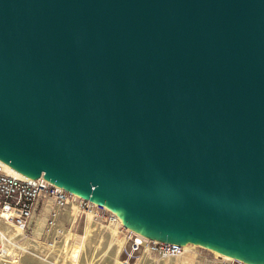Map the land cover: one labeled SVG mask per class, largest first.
<instances>
[{"label":"water","instance_id":"1","mask_svg":"<svg viewBox=\"0 0 264 264\" xmlns=\"http://www.w3.org/2000/svg\"><path fill=\"white\" fill-rule=\"evenodd\" d=\"M0 159L264 261V0H0Z\"/></svg>","mask_w":264,"mask_h":264},{"label":"bare ground","instance_id":"2","mask_svg":"<svg viewBox=\"0 0 264 264\" xmlns=\"http://www.w3.org/2000/svg\"><path fill=\"white\" fill-rule=\"evenodd\" d=\"M5 165L8 171L20 178H32L28 173H25L21 170H16L9 166V164ZM66 188L69 192L73 193L75 197L73 200H67L64 206L58 210L61 211V220L70 222L72 227L66 228L64 223L60 224L61 220L58 223L56 222L59 216V211L57 210L51 222L53 228V233L51 236L49 235L51 240L47 242L37 241L36 243H31L29 239H26L24 243L25 247H23L16 246L14 240L23 237L26 238V236H24L23 233L20 230L18 231V229L15 227L2 225L0 229V240L2 241V249L0 250V264L3 262H8L10 264H20L24 262V260L47 262V258L49 257L53 258L56 263L58 262L57 264H99L104 255L106 253L108 254V252L112 250L113 247L116 246V250L120 253V255L123 249L126 247L128 242L127 238L124 239L123 237L124 231L121 229V225L127 227V229L133 232H136L140 238L167 242L176 241L182 245V251L180 253L176 255L160 256L161 258L153 257V252L147 247L144 248L143 250L145 251L146 258L152 260L155 264H200L201 261L198 260V245H205V247L211 252L215 253L217 257H222L224 259H234L246 264H264V261L258 260L254 257L241 255L237 252L220 248L210 243H203L190 238L180 239L173 235L164 234L150 226L134 220L133 218L129 217L122 209L115 208L109 205L107 202H100L97 198H93L92 202L95 204L101 203L104 208L110 211L115 217L112 219L110 215L107 218V220L109 219L110 221L106 220L108 223H105L95 219L93 211L88 210L86 212L87 214L85 217L86 222L84 229L80 237H78V235L73 231L76 216H71L70 212L72 210V206L77 204L78 198L85 197L86 195L77 189L71 187ZM36 219L37 216L32 217L34 226ZM43 226L44 225L40 220L38 223L39 229ZM39 229H37L38 234L40 232ZM28 248L34 250L35 254L29 252ZM76 253L78 254L76 255Z\"/></svg>","mask_w":264,"mask_h":264},{"label":"built area","instance_id":"3","mask_svg":"<svg viewBox=\"0 0 264 264\" xmlns=\"http://www.w3.org/2000/svg\"><path fill=\"white\" fill-rule=\"evenodd\" d=\"M5 164L7 163L0 159V229L2 225L11 226L20 230L23 235H29L34 226L32 217L41 213L42 205L52 204L61 208L67 200L75 197L73 193L50 182L43 175L30 179L20 178L8 171ZM88 210H92L94 218L99 221L105 222L110 215L112 219L115 217L103 205L95 204L84 197L78 198L70 215L76 216V219L85 218ZM121 229L127 234V242L130 243L128 249H123L128 259L137 256L146 247L159 256L176 255L182 251L180 243L140 238L136 232L123 225ZM128 259L126 262H129ZM214 264L237 263L232 259H224Z\"/></svg>","mask_w":264,"mask_h":264},{"label":"rangeland","instance_id":"4","mask_svg":"<svg viewBox=\"0 0 264 264\" xmlns=\"http://www.w3.org/2000/svg\"><path fill=\"white\" fill-rule=\"evenodd\" d=\"M41 209H42L41 210V213H39V214L36 215L37 216V219L35 221V226H33L34 227L33 232L31 234H29V235H24V236H26V238L23 237V238L15 239L14 241L16 243V246H23V247H25L24 243H25V240L26 239H29L31 241V243H36L37 241L47 242V241H50L51 240L50 239L51 238L50 236L53 233L52 232L53 231V228H52L51 222L53 220L54 215L56 214V211L59 209V207H55L52 204H44V205H42V208ZM60 213H61V211H59V213H58L59 216H58V219L56 221L57 223L61 220V218H60V215L61 214ZM40 220L42 221V223H43V225L45 227L43 226L42 228L39 229L38 223H39ZM107 221H105V223ZM85 222H86V218H83V217H78L76 219V221L74 222V226H73V229L74 230L73 231L78 235V237H80V235H81V233H82V231L84 229ZM61 223H64L66 225V228H71L72 227V225H71L70 222H67V221H64V220L62 221L61 220L60 224ZM51 228H52V230H51ZM37 229L40 230L39 234L37 233ZM77 230H78V232H77ZM123 237H124V239L127 238V234L125 233V231L123 233ZM129 245H130V243L128 242L126 244V248L125 249H128L129 248ZM113 248H112V250H110L108 252V254L106 253L104 255V257H103L104 260L102 259L99 262V264H113V263L114 264H155L152 260L146 258V254H145V251L144 250H142V252L138 253L137 256L135 255L133 257H130V259H128V256H126L127 254L124 253V251H122V253L120 255V253L116 250V246L113 247ZM1 249H2V241L0 240V250ZM197 250L199 252L198 260L201 261L200 264H214V262H216L218 260H224V258H222V257H217V255L215 253L211 252L209 249H207L205 247V245H198L197 246ZM28 251L35 254V251L32 250V249H30V248H28ZM77 254L78 253H76V255ZM152 255L155 258L156 257L157 258H161L159 255L154 254V253ZM126 259H128L129 262H126ZM232 260L234 262H236L237 264H246V263H243V262L238 261V260H234V259H232ZM44 263H46V264H53V263L54 264H57L58 262L56 263V261L53 258L49 257V258H47V262L27 261V260H24V262H22L20 264H44ZM1 264H10V263L3 262ZM170 264H174V263H170Z\"/></svg>","mask_w":264,"mask_h":264}]
</instances>
